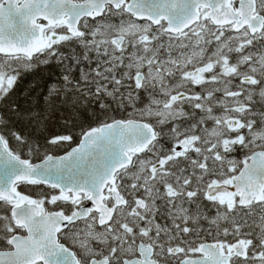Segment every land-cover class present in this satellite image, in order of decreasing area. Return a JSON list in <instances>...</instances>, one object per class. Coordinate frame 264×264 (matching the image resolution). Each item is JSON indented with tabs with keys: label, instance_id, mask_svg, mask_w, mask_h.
<instances>
[{
	"label": "snow or ice",
	"instance_id": "6c2138e0",
	"mask_svg": "<svg viewBox=\"0 0 264 264\" xmlns=\"http://www.w3.org/2000/svg\"><path fill=\"white\" fill-rule=\"evenodd\" d=\"M0 264H264V0H0Z\"/></svg>",
	"mask_w": 264,
	"mask_h": 264
},
{
	"label": "trees",
	"instance_id": "16d2710c",
	"mask_svg": "<svg viewBox=\"0 0 264 264\" xmlns=\"http://www.w3.org/2000/svg\"><path fill=\"white\" fill-rule=\"evenodd\" d=\"M48 73L43 71L42 69H38L36 74L33 75H29L24 83L21 85L22 88L24 87H28L30 84L35 83V82H42L41 78L43 79H47Z\"/></svg>",
	"mask_w": 264,
	"mask_h": 264
}]
</instances>
